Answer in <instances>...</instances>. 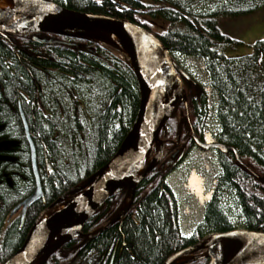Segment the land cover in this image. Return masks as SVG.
<instances>
[{"label": "trees", "instance_id": "16d2710c", "mask_svg": "<svg viewBox=\"0 0 264 264\" xmlns=\"http://www.w3.org/2000/svg\"><path fill=\"white\" fill-rule=\"evenodd\" d=\"M52 1L71 10L104 13L139 23L156 33L171 53L202 57L216 103L215 116L219 123L217 140L235 147L245 166L236 162L232 152H218L222 176L218 178L211 199L204 208L203 222L190 238H183L179 233L176 202L163 182L166 162L159 160L137 185L133 197L128 190L113 196L89 217L82 228V233L91 232L96 226L106 224L117 210H126L118 221L122 223V233L116 225L90 239L83 233L85 238L80 236L65 243L45 264H109L111 259L112 264H162L171 254L196 243L208 233L238 227L231 219L232 212L227 214L220 203V198L227 191L235 193L237 197L242 227L264 231V39L250 43V52L236 54L244 43L240 37L226 32L221 22L240 20L256 13L264 7V0H219L221 4L218 3L213 11L212 8L199 10L196 0ZM158 21L162 27L157 31L154 27ZM87 34L98 36L97 33ZM87 41L93 44L87 46L90 45L96 52V65L84 60L82 57L85 55L77 57L63 49L48 54L54 57L56 65L66 71L79 69L84 74L81 75L84 84L101 87L98 97L91 103L93 116L90 120L81 119L80 123H74L76 128L72 131L79 138H66L65 142L76 148L64 154V183L57 177L62 172H57L58 169L53 175L45 177L42 182L44 200L30 207L25 230L20 233L16 226L9 228L6 234L0 233V264L20 246L27 229L43 210L61 195L70 196L79 183L111 158L137 113L139 89L129 63L92 37ZM0 48H3L1 44ZM260 52L263 56L259 64L257 59ZM3 55L0 50L1 58ZM88 55L91 59V55ZM79 61H86L92 69H85ZM14 73L6 72V82L3 83L6 100L0 89V98L3 99V117L0 119L6 120L8 125L17 117L10 112L7 102L14 104L18 90L30 84L25 69L19 67ZM83 83L81 81L79 84L82 86ZM200 95L199 105L195 101L192 105L188 103L189 116L192 117L194 112L199 118L195 122L190 119L193 127L204 124L206 99L202 91ZM182 115L184 117V111ZM177 120L176 133L167 128L169 123L166 124L169 130L166 133L171 134L167 137L174 134L181 141L188 139L193 143L188 126L183 119ZM167 142V147L173 144ZM80 154L85 165L83 171L73 168ZM67 171H73L78 180L70 181V172ZM33 188L32 179L26 189L31 192ZM16 191L19 200L21 189L17 188ZM1 223L3 218L0 219ZM207 262L208 259L200 255L185 264Z\"/></svg>", "mask_w": 264, "mask_h": 264}, {"label": "water", "instance_id": "95a60500", "mask_svg": "<svg viewBox=\"0 0 264 264\" xmlns=\"http://www.w3.org/2000/svg\"><path fill=\"white\" fill-rule=\"evenodd\" d=\"M28 1L31 7L24 11H0V32H48L61 35L67 34L68 30H86L113 36L125 51L137 79L139 104L135 119L114 155L90 176L87 183L80 187V191L64 207L54 209L47 216H43V212L20 247L3 264H45L54 252L81 234L86 220L109 198L125 188L130 189L133 194L140 181L162 157L160 131L170 117L183 88L177 74H184L183 70L170 58L162 41L146 27L103 13L70 10L50 0ZM258 62L260 64V60ZM172 87L175 91L172 98H169ZM162 95L168 98L165 109L162 108ZM23 121L32 151L31 166L36 187L11 212L16 213L21 207L22 218L27 207L42 197L34 146L25 119ZM192 136L194 137L193 132ZM196 142L200 147H214L222 153L232 152L236 161L242 165L233 146L220 142L205 145L197 139ZM155 143H159V150L145 163ZM62 199L54 201L50 208L59 205ZM218 244L220 248L215 253ZM201 250L205 251L207 264H264V231L236 228L212 232L192 246L176 252L162 264H181L190 259L188 255Z\"/></svg>", "mask_w": 264, "mask_h": 264}, {"label": "flooded vegetation", "instance_id": "af4514ba", "mask_svg": "<svg viewBox=\"0 0 264 264\" xmlns=\"http://www.w3.org/2000/svg\"><path fill=\"white\" fill-rule=\"evenodd\" d=\"M40 40L56 41L53 43H43ZM0 89L3 99L6 100V92L3 89V83L6 82V72L14 75L15 69L21 67L27 72L30 79L29 86L18 90V96L15 97V106L7 102L10 112L17 117L12 124L8 125L6 120L0 119V233L6 234L9 228H15L22 233L25 230V219L22 226L20 225L21 210L10 216L12 208L20 201L17 200V188L29 186L32 181L31 163H30V145L24 131L25 119L30 139L34 145L37 156V166L41 180L48 177V173L61 172L64 164V154L68 150H74L75 145L65 142L79 138L77 133L72 131L76 128L75 122L83 118L90 120L93 116L92 101L99 95L101 87L84 84L79 69L75 72L64 70L55 64V59L49 56L50 51L63 49L73 52L77 57L85 55L82 58L95 62L96 52L92 50L93 45L87 41V36H83L80 31L68 30L67 34H53L48 32L32 33H12L0 32ZM87 44H90L87 46ZM91 55V59L89 55ZM84 61L79 63L85 69H92L91 65ZM95 75V73H94ZM182 82L183 90L170 119H186L177 116L181 105L185 107V101L191 105L194 101L199 105L200 102V85L192 76L178 74ZM97 77V76H96ZM3 81V82H1ZM82 81V86L79 84ZM174 90V88H172ZM171 90V93L173 92ZM95 95V96H94ZM0 98V117L2 116ZM71 103L72 107L68 108L65 103ZM92 100V101H91ZM67 105V106H66ZM19 106L23 112L20 115ZM92 111V112H90ZM192 108V112H193ZM66 114H72L76 119L68 122L65 119ZM189 119H199L194 115ZM187 123V122H186ZM188 125V123H187ZM70 129V127H72ZM189 130L190 126L188 125ZM196 137H202V128L195 126ZM72 131V132H71ZM166 130L161 132L165 138ZM75 132V134H74ZM164 162L171 167H177L182 164L192 149V143L188 139L182 142L175 141L173 144L166 146L164 140ZM212 151L217 153L215 149ZM63 172V171H62Z\"/></svg>", "mask_w": 264, "mask_h": 264}, {"label": "bare ground", "instance_id": "6f19581e", "mask_svg": "<svg viewBox=\"0 0 264 264\" xmlns=\"http://www.w3.org/2000/svg\"><path fill=\"white\" fill-rule=\"evenodd\" d=\"M219 4H221V1L219 2ZM31 7V4H30V2L28 1V0H0V11H7L8 13H18V12H21V11H24V10H26V9H29ZM64 8H66V7H64ZM213 8V7H212ZM215 8L216 7H214L213 9H212V11L213 10H215ZM67 9H69V8H67ZM71 10V9H70ZM241 39V38H240ZM242 40V39H241ZM243 41V40H242ZM182 55H184V56H187V57H199V56H195V55H189V54H182ZM262 55V52H260V56ZM202 58V57H201ZM95 96V95H94ZM95 99H93V101H94ZM92 101V100H91ZM161 101H162V108L163 109H165L166 107H167V105H168V98H166L165 96H163L162 95V97H161ZM65 103L68 105H66L68 108H71L72 107V105H71V103L70 104H68V102H67V100H65ZM19 111H20V115L23 117V112H22V110H21V107L19 106ZM206 114H207V110H206V112H205V115L203 116V118H204V122H205V118H206ZM65 119H66V121H68V122H72L74 119H76L72 114H66L65 115ZM83 119V118H82ZM76 123H79V122H77L76 121ZM213 127L215 128V131H219V123H218V121H217V119H216V122H215V124H213ZM197 140L200 142V143H202V144H205V145H208V144H212V142H213V140H211L210 139V137H207L204 141L202 140V138L200 137V138H197ZM123 141V140H122ZM121 141V142H122ZM192 149H191V151H190V153L192 152V150L193 149H197L198 151H205V150H209V148H207V147H200L198 144H197V142H196V140H194L193 141V143H192ZM235 148V147H234ZM34 151H35V149H34ZM31 150H30V163H31ZM35 156H36V152H35ZM240 157V156H239ZM236 160V159H235ZM241 160V159H240ZM237 162V161H236ZM238 163V162H237ZM165 166H164V169H165V172H164V184L170 189V191L172 192V194H173V197H174V200H175V202H176V205H177V208H180V207H182V209H188V207L190 206V204H189V201H188V199H187V197H185L184 195H181L180 193H179V186H178V183H177V181H174V180H172L171 179V175L173 174V173H175L176 172V170H178L180 167H181V165L182 164H180L179 166H177V167H171L170 166V164H168V163H165L164 164ZM36 166H37V156H36ZM83 166H85L84 165V161H83V158L81 157V154L79 155V157L76 159V161L74 162V166H73V168L74 167H76V169H78L79 168V170L80 169H82V167ZM90 166H92L91 164H90ZM75 169V170H76ZM37 170H38V166H37ZM84 169H82V171H83ZM62 171L63 172H61V173H59V174H57V177L58 178H60V180H61V183H64V177L66 176V174H65V172L66 171H64V168L62 169ZM67 172H70V174L68 175L70 178V181L72 180V181H77L78 180V178H76V175L73 173V171H67ZM217 175H218V177L220 178L221 176H222V168H221V166H220V168L218 169V170H216V172H215ZM38 174H39V179H40V185H41V190H42V197H40L38 200H36L35 202H33L32 204H30L28 207H27V209H26V212H25V214L27 213V218H28V215H29V211H30V207L34 204V203H36L37 201H39V200H44V191H43V186H42V180H41V176H40V173H39V170H38ZM49 175H48V177L50 176V175H53V172H50V173H48ZM31 175H32V179H33V183H34V188H33V190L30 192L29 190H27L26 189V186H21L20 187V189H21V191H19V194L18 195H21V197L19 198V202L12 208V210L16 207V206H18V204H20L21 202H23L26 198H28L33 192H34V190H35V187H36V185H35V179H34V176H33V172H32V166H31ZM75 176V177H74ZM171 179V180H170ZM79 182V181H78ZM77 182V183H78ZM205 184H206V179L202 176V175H200L199 173H197V171H195V169L194 170H192V169H190L189 170V175H188V177H187V181H186V186H185V188L188 190V191H190L193 195H196V197L199 199V201H200V203L201 204H206L207 202H208V199H209V197H210V191H207V190H205L206 188H205ZM27 187H29V186H27ZM179 190V191H178ZM229 194H228V193ZM226 193H223V195H222V197L220 198V203H221V206H223V208L225 209V211L227 212V214H229V211H228V209L225 207V203H227V202H229L230 204H232V203H234L233 201H232V199H235L236 200V203H237V197H236V195H235V193H233V192H229V191H227ZM225 194V195H224ZM232 196V197H231ZM236 197V198H235ZM18 200V199H17ZM232 206V205H231ZM237 207L239 208V206H238V204H237ZM12 210H11V212H12ZM19 210H21V213H22V209H21V207H20V209ZM18 210V211H19ZM17 211V212H18ZM10 212V216H12L13 214H15V213H11ZM16 212V213H17ZM126 212V210H122V211H120V210H117L113 215H111L110 217H109V219H108V222L105 224V222L104 223H102L101 225H98V226H96L91 232H87V233H84V236L86 237V238H93L94 236H96L97 234H99V233H102L104 230H106L107 228H109L110 226H112V225H116V227H117V229H118V231L120 232V233H122V223H120V222H118L121 218H122V214L123 213H125ZM232 212V211H231ZM239 212H240V214H241V210H240V208H239ZM25 214H24V216H23V218H22V216H21V220H20V225L22 226V224H23V221H24V218H25ZM200 214H201V219H200V221L198 222V224L192 229V234L191 235H188V234H186L185 232H183L180 228H179V233H180V235L183 237V238H190L193 234H194V232H195V230H196V228L203 222V219H204V211H201L200 212ZM27 218L25 219V222H24V224H26V220H27ZM38 218V217H37ZM36 218V219H37ZM35 222V221H34ZM34 222L31 224V226L27 229V231H26V234L24 235V238H23V240H22V242H21V244L23 243V241H24V239H25V237H26V235H27V233L29 232V230H30V228L32 227V225L34 224ZM84 237V238H85ZM77 238V237H76ZM75 239V238H74ZM73 240V239H72ZM20 244V245H21ZM195 244V243H194ZM193 244H191V245H189V246H192ZM189 246H187V247H189ZM20 247V246H19ZM18 247V248H19ZM187 247H185V248H187ZM17 248V249H18ZM219 248H220V244H218L217 245V247H216V252L215 253H217L218 252V250H219ZM16 249V250H17ZM184 249V248H183ZM15 250V251H16ZM182 250V249H181ZM14 251V252H15ZM180 251V250H179ZM13 252V253H14ZM178 252V251H177ZM12 253V254H13ZM176 253V252H175ZM175 253H173V254H175ZM11 254V255H12ZM173 254H171L170 256H172ZM10 255V256H11ZM10 256L8 257V258H10ZM169 256V257H170ZM168 257V258H169ZM7 258V259H8ZM167 258V259H168ZM6 259V260H7ZM5 260V261H6ZM4 261V262H5ZM109 264H112V259H111V261H110V263Z\"/></svg>", "mask_w": 264, "mask_h": 264}, {"label": "rangeland", "instance_id": "374dc122", "mask_svg": "<svg viewBox=\"0 0 264 264\" xmlns=\"http://www.w3.org/2000/svg\"><path fill=\"white\" fill-rule=\"evenodd\" d=\"M204 1V0H203ZM196 3H198V9L199 10H207L209 8H214L218 3L219 0H205V2H199V0H196ZM212 8V9H213ZM264 7H262V9H260L259 11H257L256 13H253L252 15H249L247 17H244L243 19L240 20H236V21H221L222 22V28L230 33L233 36H238L243 40V45L239 46L238 48V52L236 54H244L247 52H250V47L249 44L253 43L255 40L257 39H264ZM162 27V23L160 21H158L156 27H154L157 31L158 29H160ZM112 49L119 54H122L120 52V50L117 47H112ZM111 51V49H110ZM174 55V54H173ZM174 58L178 61H183L185 59L180 58L179 56L176 57L174 56ZM196 81L197 83L200 84V86L202 88H208L207 85V78L204 75V73L202 71H199L198 73H196L195 75ZM206 97V107H207V114H206V120L204 122V129L203 132L204 133H211L210 139L213 140L214 136L212 133L215 128L213 127V124H215L216 119H215V115H214V106L213 104L215 103L214 99L212 96H208L205 94ZM213 106V107H212ZM184 111V107L183 105H181V107L179 108L177 113V116H182V112ZM92 112V111H90ZM179 121L177 119H171L167 128L171 129L172 132L174 131V133H176V125ZM167 129V130H168ZM169 131V130H168ZM167 135H171L169 132L167 133ZM173 136H170L169 138L166 136L164 139L166 141L169 142H175V141H181V139L178 136H174V134H172ZM154 149L150 150V154L147 158V161L150 159V156H152L154 154ZM212 159H216L215 158V153L212 150H205V151H198L197 149H193L192 152L188 155V158L186 159V161L181 165V167L176 170L175 173H173L171 175V179L177 182H186L187 181V177L189 175V170L191 169V166H194L196 164V162H202V163H210V161ZM83 169V167H82ZM81 169V170H82ZM170 179V180H171ZM184 180V181H183ZM215 184V178H212V180L210 182H208V184L206 183V189L207 191H210L212 189V185ZM179 191V190H178ZM188 191V190H187ZM183 192V191H182ZM189 192V191H188ZM187 192V196H189V193ZM179 193L182 195V193L179 191ZM183 195H185L183 193ZM225 195V194H224ZM193 199V198H192ZM194 200V199H193ZM232 201L234 203L230 204L229 202L225 203V207L228 209V211H232V215L231 219L233 220V222L235 223L236 226L238 227H242V223H241V214L239 212V208L237 207V203L235 199H232ZM63 203H66V200H63ZM232 205V206H231ZM182 209V207H180V210ZM203 207H198L197 204L193 203L191 206L188 207V210L192 213V215L188 218H183L181 216V214L179 215V222H180V227L181 230L183 232H188L190 230H192L200 221L201 219V214L200 212L202 211ZM50 212V211H49Z\"/></svg>", "mask_w": 264, "mask_h": 264}]
</instances>
